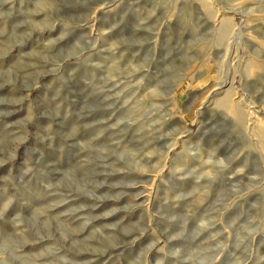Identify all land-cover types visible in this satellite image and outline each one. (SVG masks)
<instances>
[{
	"label": "rangeland",
	"instance_id": "374dc122",
	"mask_svg": "<svg viewBox=\"0 0 264 264\" xmlns=\"http://www.w3.org/2000/svg\"><path fill=\"white\" fill-rule=\"evenodd\" d=\"M0 264H264V0H0Z\"/></svg>",
	"mask_w": 264,
	"mask_h": 264
}]
</instances>
